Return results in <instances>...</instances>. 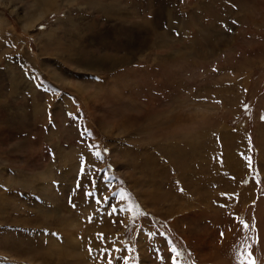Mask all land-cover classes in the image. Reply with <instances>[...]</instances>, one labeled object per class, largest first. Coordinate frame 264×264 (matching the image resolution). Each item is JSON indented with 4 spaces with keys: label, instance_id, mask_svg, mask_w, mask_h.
<instances>
[{
    "label": "rangeland",
    "instance_id": "rangeland-1",
    "mask_svg": "<svg viewBox=\"0 0 264 264\" xmlns=\"http://www.w3.org/2000/svg\"><path fill=\"white\" fill-rule=\"evenodd\" d=\"M249 253L264 264V0H0V264Z\"/></svg>",
    "mask_w": 264,
    "mask_h": 264
},
{
    "label": "snow or ice",
    "instance_id": "snow-or-ice-1",
    "mask_svg": "<svg viewBox=\"0 0 264 264\" xmlns=\"http://www.w3.org/2000/svg\"><path fill=\"white\" fill-rule=\"evenodd\" d=\"M96 155L99 156V153H96ZM124 198H125V194L121 193V199H124ZM105 199H107V198H105ZM96 202L97 203H100L101 201L97 200ZM116 211H117V209L116 208H113L112 209V212L109 213V215L115 214ZM120 211H123V209H121ZM141 215H142V213H141ZM244 227L247 228L248 226L247 225H244ZM221 235H223V234H221ZM97 236H98L99 239L103 240V235L102 234L98 233ZM91 251L92 250L90 248L89 249V252L91 253ZM172 251H175V249H172ZM108 264H112V260L111 259L108 260ZM247 264H256V261L253 259L251 253H249V255L247 257Z\"/></svg>",
    "mask_w": 264,
    "mask_h": 264
},
{
    "label": "crops",
    "instance_id": "crops-1",
    "mask_svg": "<svg viewBox=\"0 0 264 264\" xmlns=\"http://www.w3.org/2000/svg\"><path fill=\"white\" fill-rule=\"evenodd\" d=\"M260 134H261V132H260Z\"/></svg>",
    "mask_w": 264,
    "mask_h": 264
}]
</instances>
